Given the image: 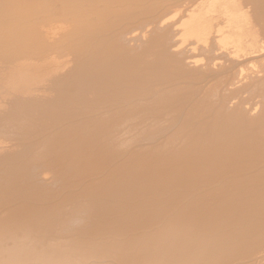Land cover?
<instances>
[{"label": "bare ground", "instance_id": "bare-ground-1", "mask_svg": "<svg viewBox=\"0 0 264 264\" xmlns=\"http://www.w3.org/2000/svg\"><path fill=\"white\" fill-rule=\"evenodd\" d=\"M0 264H264V0H0Z\"/></svg>", "mask_w": 264, "mask_h": 264}]
</instances>
